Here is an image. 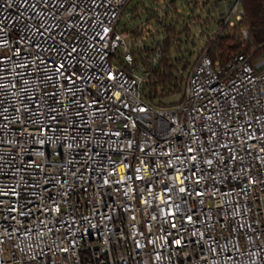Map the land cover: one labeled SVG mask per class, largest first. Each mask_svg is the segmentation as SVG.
Here are the masks:
<instances>
[{
    "label": "built area",
    "instance_id": "obj_1",
    "mask_svg": "<svg viewBox=\"0 0 264 264\" xmlns=\"http://www.w3.org/2000/svg\"><path fill=\"white\" fill-rule=\"evenodd\" d=\"M131 1L0 0V264H264V56L152 105L168 0L127 45Z\"/></svg>",
    "mask_w": 264,
    "mask_h": 264
},
{
    "label": "trees",
    "instance_id": "obj_2",
    "mask_svg": "<svg viewBox=\"0 0 264 264\" xmlns=\"http://www.w3.org/2000/svg\"><path fill=\"white\" fill-rule=\"evenodd\" d=\"M133 1V0H132ZM148 2V0H144ZM144 1H139L130 10L129 19L138 18L139 11L145 10ZM162 0H150V7L147 11L156 14L155 21H158V9ZM244 16L234 27H222L221 33H217L213 39H209V55L215 62H227L231 57L245 53H253V59L264 56V0H242ZM155 7V8H154ZM165 34L163 44V56L157 67L152 71V75L146 80L144 89L146 100L152 105H164L162 99L173 94H182L186 88V77L181 75L179 66H184L187 70L189 63L181 59H172V50L178 45L177 38L183 35L189 36V28H182L178 32L173 25H164ZM242 31L248 33V41L242 40ZM136 39H142L139 31H134ZM143 40V39H142ZM146 43V41H144ZM177 52H181L178 48Z\"/></svg>",
    "mask_w": 264,
    "mask_h": 264
},
{
    "label": "rangeland",
    "instance_id": "obj_3",
    "mask_svg": "<svg viewBox=\"0 0 264 264\" xmlns=\"http://www.w3.org/2000/svg\"><path fill=\"white\" fill-rule=\"evenodd\" d=\"M139 1L144 0L131 1L126 15ZM144 2L146 9L139 11L138 18L134 20L124 16L118 24L117 29L119 32L129 34V37L126 38L127 45H130V36H133V32L136 30L141 32L143 41L147 43H150L152 38L159 41L160 37L153 34L156 14L147 11V7H150V0ZM164 3L165 0H162L160 8L164 6ZM234 6H236V0H168L165 12L162 13L164 15V25H173L178 32H181L182 28H189V36L178 37V45L174 46L172 50V59L178 58L183 62L189 63L186 71H184L185 65L179 66L180 73L186 77V80L196 56L204 49L205 44L209 43V39L215 40L213 37L219 33L223 27L224 19L229 16ZM239 8H242L241 3ZM232 19L235 20V17L233 16ZM234 22L237 24L236 21ZM162 33L164 38H166L167 35L164 30ZM178 48L181 49V52H177ZM181 97L182 94H173L163 98L161 101L164 105H172L178 103Z\"/></svg>",
    "mask_w": 264,
    "mask_h": 264
},
{
    "label": "snow or ice",
    "instance_id": "obj_4",
    "mask_svg": "<svg viewBox=\"0 0 264 264\" xmlns=\"http://www.w3.org/2000/svg\"><path fill=\"white\" fill-rule=\"evenodd\" d=\"M180 191H181V192H183V191H184V189H181ZM177 243H179V241H177Z\"/></svg>",
    "mask_w": 264,
    "mask_h": 264
}]
</instances>
